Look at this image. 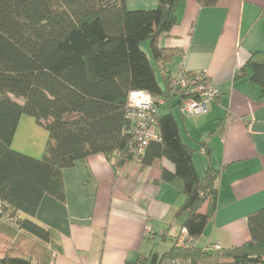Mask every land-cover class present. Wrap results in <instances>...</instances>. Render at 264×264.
Wrapping results in <instances>:
<instances>
[{
    "label": "trees",
    "instance_id": "obj_1",
    "mask_svg": "<svg viewBox=\"0 0 264 264\" xmlns=\"http://www.w3.org/2000/svg\"><path fill=\"white\" fill-rule=\"evenodd\" d=\"M181 1L156 0L152 8H128L126 0H0V222L6 229L45 242L48 231L32 219L44 196L64 200L63 170L98 154L114 170L133 161L131 137L123 130L127 95L140 90L164 97L168 105L158 114L161 141L150 142L136 163L148 167L165 159L174 166L173 173L162 169V181L182 196L177 215L185 216L181 228L196 241L202 235L216 210L220 172L210 167L200 176L194 167L195 149L184 141L173 114L180 112L182 100L171 96L173 77L164 71L171 56L158 46V39L176 24ZM197 1L213 7L218 0ZM145 41L150 57L140 48ZM156 70L161 71L163 88ZM245 78L257 98L264 99V53L251 54L233 82ZM22 116L48 134L40 159L11 146ZM195 146L207 152L205 143ZM205 203L207 212L201 215ZM19 213L25 218L17 217ZM247 226L250 241L241 247H172L159 255V263L185 258L189 264H264V208L248 216ZM0 241V264H34L16 244Z\"/></svg>",
    "mask_w": 264,
    "mask_h": 264
},
{
    "label": "crops",
    "instance_id": "obj_2",
    "mask_svg": "<svg viewBox=\"0 0 264 264\" xmlns=\"http://www.w3.org/2000/svg\"><path fill=\"white\" fill-rule=\"evenodd\" d=\"M126 5L152 8L156 0H126ZM175 15L177 22L168 36L158 39L165 56H171L164 71L171 77L203 72L220 90L205 114L184 117L175 110L184 141L195 149L192 160L198 175L204 176L210 167L220 172L216 210L197 246L241 247L250 241L248 216L264 208V99L257 98L247 78L238 83L233 78L251 54L264 53V0H218L213 7L183 0ZM146 46L148 50L140 44L150 57ZM47 140L43 127L22 116L11 146L40 159ZM201 143L206 153L196 151ZM162 169L174 172L165 159L148 167L132 161L118 170L100 154L77 161L62 172L64 200L44 196L32 219L48 231L45 242L5 229L3 222L0 237L16 244L34 264L150 261L152 245L168 241L165 252L169 251L185 220L184 215L177 217L182 196L162 181ZM207 208L205 203L198 213L204 215Z\"/></svg>",
    "mask_w": 264,
    "mask_h": 264
},
{
    "label": "built area",
    "instance_id": "obj_3",
    "mask_svg": "<svg viewBox=\"0 0 264 264\" xmlns=\"http://www.w3.org/2000/svg\"><path fill=\"white\" fill-rule=\"evenodd\" d=\"M181 75L173 77L169 84L172 97L180 98V113L184 117H195L207 113L209 104L220 96V90L214 87L203 72H194L192 75ZM140 91V90H136ZM130 91L127 95L125 120L127 125L124 134L131 137L130 151L133 154V162L143 154L150 142H160L161 136L158 132V114L161 108L168 105L164 97H151V102L134 106L130 101ZM173 248L177 251H191L197 246V241L192 238L185 228L172 241ZM217 248V247H216ZM157 264H189L188 259L175 258L164 259Z\"/></svg>",
    "mask_w": 264,
    "mask_h": 264
},
{
    "label": "rangeland",
    "instance_id": "obj_4",
    "mask_svg": "<svg viewBox=\"0 0 264 264\" xmlns=\"http://www.w3.org/2000/svg\"><path fill=\"white\" fill-rule=\"evenodd\" d=\"M149 46V41H147V42H143V43H141L142 44V46L146 49V50H148L147 49V46H146V44ZM160 72V73H159ZM160 75H161V71H157L156 70V78H158V80L160 81V86H162V88H163V83H162V81H161V78H160ZM176 113V111L174 110V112H173V114H175ZM175 117H177L178 118V114L176 113V115H175ZM5 228V227H4ZM6 229V228H5ZM6 231V230H5ZM4 231V232H5ZM3 232V233H4ZM7 234H10V233H7ZM1 236V235H0ZM10 237V236H9ZM1 238V237H0ZM4 245L2 244V241H0V248L1 247H3ZM169 246V242L167 241V243L165 242V243H163V242H161V243H157V245H152V252L153 253H157V254H159V255H161V254H163L165 251H166V249H167V247Z\"/></svg>",
    "mask_w": 264,
    "mask_h": 264
},
{
    "label": "clouds",
    "instance_id": "obj_5",
    "mask_svg": "<svg viewBox=\"0 0 264 264\" xmlns=\"http://www.w3.org/2000/svg\"><path fill=\"white\" fill-rule=\"evenodd\" d=\"M130 101L134 106L140 107L141 104L150 103L151 97L145 91H134L130 95Z\"/></svg>",
    "mask_w": 264,
    "mask_h": 264
},
{
    "label": "water",
    "instance_id": "obj_6",
    "mask_svg": "<svg viewBox=\"0 0 264 264\" xmlns=\"http://www.w3.org/2000/svg\"><path fill=\"white\" fill-rule=\"evenodd\" d=\"M158 258L159 256L157 253L152 254L149 264H157Z\"/></svg>",
    "mask_w": 264,
    "mask_h": 264
}]
</instances>
